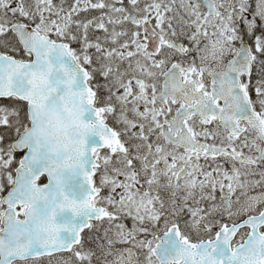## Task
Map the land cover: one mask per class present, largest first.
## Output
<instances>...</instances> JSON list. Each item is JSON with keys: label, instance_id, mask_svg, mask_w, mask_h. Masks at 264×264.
I'll return each instance as SVG.
<instances>
[{"label": "snow or ice", "instance_id": "obj_1", "mask_svg": "<svg viewBox=\"0 0 264 264\" xmlns=\"http://www.w3.org/2000/svg\"><path fill=\"white\" fill-rule=\"evenodd\" d=\"M0 264H264V0H0Z\"/></svg>", "mask_w": 264, "mask_h": 264}]
</instances>
